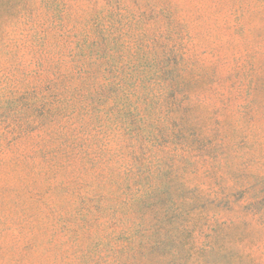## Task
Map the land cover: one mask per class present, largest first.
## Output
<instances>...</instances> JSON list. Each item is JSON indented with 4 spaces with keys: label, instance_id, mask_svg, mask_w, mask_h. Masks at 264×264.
I'll return each mask as SVG.
<instances>
[{
    "label": "rangeland",
    "instance_id": "rangeland-1",
    "mask_svg": "<svg viewBox=\"0 0 264 264\" xmlns=\"http://www.w3.org/2000/svg\"><path fill=\"white\" fill-rule=\"evenodd\" d=\"M164 1L174 4L180 25L163 21L158 27V45H153L148 37L144 39L145 46L139 45L136 35L144 32V27L130 28L136 25L134 18L126 13L128 16L124 21L127 20L129 26L113 34L119 38L115 47L120 50H108L105 58L95 54L85 60H94L97 66L101 63L97 79L108 82L115 80L114 74L122 68L123 74L128 73L132 64L139 63L137 56H142L143 51L148 52L150 61L155 57L161 59L167 44V51L171 53L166 55L168 63L174 65L185 58L182 63L187 67L184 78L192 83V79L200 77L195 95H205L209 101L221 106L207 81L211 80L210 84L218 88L221 81L225 82L221 88L224 95L238 96L226 114L221 117L220 111L209 113L204 103L195 114L203 118L226 119L225 126L219 130L227 136L225 140L231 146L228 159L217 153L218 158L210 162H193L196 152L187 148L179 151L182 157L176 160L162 149L132 159L131 150H136L129 142L133 116L126 112L130 106H118L113 99L101 106V119L91 122V111L86 107L88 101L75 94V86L80 82L74 63L70 61V49L75 48V40L68 37L66 29L53 31L48 46L50 63H45L42 75L35 73L39 67L30 62L28 50L21 61L20 58L10 59L7 49L0 50V264H107L117 255L135 261L133 264H178L171 253L173 244L137 252L124 247L128 240L126 236L143 215L152 216L156 211L164 216L167 211L164 206L175 195V186L171 185L175 176L171 167L181 165L183 156L187 158L182 165L183 177H187L189 169L197 170L198 179L206 183V187L211 186L212 193L225 198L220 203L222 207L240 203L245 212L243 215L251 221L249 231L243 227L240 234L230 236L229 239L234 241L230 242L234 245L230 255H225V249L210 251L214 263L225 264L234 254L243 251V244L255 255L263 257L264 249L258 245L264 243V228L257 217L246 210L253 205L264 214V0H161ZM127 2L136 9L133 0ZM76 5L81 7L78 14L85 24L89 16L105 14L104 11L101 13L104 0H80ZM73 10L75 15V2ZM93 25L88 23L87 27ZM108 58L110 63L105 64ZM156 67L146 66V75ZM63 76L66 81H61ZM219 76L222 80L217 78ZM48 80L54 81L53 87ZM256 84L260 87L253 106L255 136L241 105L247 102V92ZM153 87V83H147L146 89L153 90ZM131 89L128 87L126 92ZM145 91L142 89L139 94L140 107L145 106ZM130 97L136 99V96ZM48 107L54 111L62 107L67 113L64 116L54 113L47 118L43 114ZM81 117L86 121V132L75 134V121L79 126ZM216 125L219 124L215 123L214 127ZM148 134L142 132L145 145H150L145 139ZM75 135L78 141L84 142L102 138L98 145L91 146L92 154L96 155L94 151L102 147L103 152L111 156V161L108 163L102 154V164L93 166L86 158L75 157ZM57 148L58 155L55 156ZM65 148L69 160L63 153ZM131 165L140 170L137 173L143 179L150 178L148 180L155 183L154 195L161 198L159 202L147 198L131 205L129 198L137 191V186L132 183L135 173H127ZM97 184L111 192L116 201L121 199L118 204L128 202L117 213L123 219L121 223H114V211H99V199L93 192ZM227 195H230L228 199ZM151 208L154 209L152 212ZM171 218L169 215L167 222ZM215 225L212 221L204 233H194L190 241L192 251L205 246L209 234L216 230ZM191 261L196 264V256ZM235 264H248V261Z\"/></svg>",
    "mask_w": 264,
    "mask_h": 264
},
{
    "label": "trees",
    "instance_id": "trees-1",
    "mask_svg": "<svg viewBox=\"0 0 264 264\" xmlns=\"http://www.w3.org/2000/svg\"><path fill=\"white\" fill-rule=\"evenodd\" d=\"M133 1L137 6L136 11L132 9V5L127 0H104L105 7L101 13L104 11L105 14L103 16H89L87 22L94 25L88 28V23L85 24L78 14L81 7L76 3L80 0H0V50L7 49L6 53L11 55L10 59L20 58V61L26 56L25 50H28V53L31 54L30 62L37 64L39 67L35 73L42 75L44 73L43 69L46 67L45 63H50L48 55L51 49L48 46L51 36L54 34L53 31L57 28H60V30L66 29L68 37H71L73 41L75 40V48L70 49V61L74 63V68L80 79V82L75 86V94L88 101L89 104L86 107L91 111V122L101 119V106L111 100L113 101V99H115L114 101L118 106H130L126 115L133 116L131 127H129L131 134L129 142L136 151L131 150L132 159L137 160L141 158L137 155H146V152L154 153L162 149L163 152H167L176 160L179 156L182 157L179 151L185 148L196 152L197 157L192 160L193 162L200 160L210 162L218 158V154L228 159L231 146H228V142L225 140L228 139L227 136L219 130L220 127L225 126L226 119L203 118L201 115L195 114L201 103L207 106L209 113L220 111L221 117L226 114L227 109L238 96L233 94L224 95L221 88L225 86V82L221 81L220 88H218V86L210 84L211 80L208 79L207 81V83L210 82L207 86L221 102V106L209 101L205 95L203 97L195 95L196 87L201 81L200 77L192 79V83L184 78L187 67H183L182 63L186 60L185 58H181L174 65L169 64L166 55L170 56L171 53L167 51V44L164 45L166 50L162 51L161 59L155 57L154 60L150 61L148 52L143 51L142 56H137V58H140L139 63L132 64L128 73L123 74L124 69L122 68L119 73L114 74L115 80L112 79L108 82H101L97 79L102 67L101 63L97 66L94 60L86 62V58H92L95 54H99L100 58H105L108 50L116 49L115 43L118 44L119 38L113 34L118 30H122L123 27L129 26V22L124 21L128 15L134 18L133 23L136 25L130 26V28L144 27V32L136 35L137 43L139 45L143 44V46H145L144 39L146 37L150 39L153 45H158L157 33L160 31L158 27L163 21L168 24L177 22L180 25L176 18L177 11H175V6L171 1ZM70 24H72L71 27H69ZM115 24H118L117 27H115ZM152 28L154 30L151 32ZM169 31L172 32L173 30ZM134 55H136V52H134ZM104 63L109 64L110 58ZM146 66L158 67L150 71L147 76ZM110 69L114 71V68L110 67ZM65 77L70 79L69 75L65 74ZM65 77H61V81H66ZM217 78L221 79L222 76ZM147 83H153V90L147 91ZM48 84L53 87L54 81L48 80ZM128 87L132 89L126 92ZM259 87V84L250 87L245 98L247 102L241 105L245 115L251 122V131L255 136L257 130L253 131V129L256 112L254 113L253 106L256 103L255 94ZM142 89L146 90L143 93L145 98L144 107L139 105V94ZM53 94L57 97L54 91ZM130 96H136V99L133 100ZM54 113L64 116L67 111L62 107L57 108L56 111L48 107L43 116L52 117ZM80 121L79 126L75 121V134L78 132L85 134L86 132L85 119L81 117ZM215 123L219 125L214 127ZM42 124L44 125L43 122ZM142 132L149 133L145 135V139L147 138L150 145L143 143L144 136H142ZM62 135L63 133H61ZM78 139L75 135V157L86 158L93 166L102 164L100 161V157H103L102 154L106 156L105 160L108 163L111 161V156L108 157L109 155L103 152L102 147H100V150L96 149L94 151L96 155L92 154L93 147L91 146L98 145L103 140L102 138H91V142L88 140V142L78 141ZM218 139L222 140L218 141ZM246 140L247 143L248 138ZM229 141L231 140L229 139ZM208 142L209 144H207ZM203 145V150L200 151V147ZM171 146L174 149H171ZM58 150V148L54 150L55 156L58 155ZM63 153L66 155V160H69L67 148L63 149ZM81 155H84V157H81ZM160 161L163 162L164 159H160ZM185 161H187V158L183 156L181 165L171 167L173 170L172 175L175 176L171 179V185L175 186V195L170 199L169 204L164 206L167 209L164 216L157 214L156 211L152 216L143 215V219L135 223V227H132L126 236L128 240L124 249L137 252L150 248H165L169 244H173L170 247L172 248L171 253L178 264H194L195 260L191 261L194 256H196V264H216L213 257L209 255L210 251L225 249V255H230V251L234 248V245L230 243L234 242L229 239L230 236L233 233L240 234V229H243V227L249 231L251 221L247 219V215H243L245 212L242 208L243 205L240 203H229L226 208L222 207L220 203L225 198L212 193V187L209 185L206 187V183L198 179L197 170L189 169L186 174L187 177H183L182 165H185ZM138 171L134 165L127 169L128 174L135 173V180L132 183L137 186L136 193L129 198V201H132L131 205L142 203L147 198L154 203L159 202L161 198L156 197V194L154 195L155 183H151L148 180L150 178L147 181L143 179V176L137 173ZM208 172L210 173V171ZM100 175L98 174V176ZM128 184L130 185V183ZM96 186V190L93 192L99 199V211H114V223H121L123 219L121 216H117V213L121 212L128 202L121 201V204H118L121 199L116 201V197L111 192L105 191L102 184ZM229 197L230 195H227L226 199ZM151 209L150 212L154 210ZM248 211L253 213L255 218L257 217L259 225L264 228V214L253 205L246 210L247 213ZM169 215L172 218L167 222ZM212 221L216 223V230L209 234V239L203 248L192 251L193 245L190 241L194 233L196 231L204 233ZM242 240L240 242L243 244L244 241ZM258 246L264 249V243ZM241 248L243 250L241 253L234 254L232 258L224 263L235 264L243 260L248 261V264H264V254L263 257L255 255L254 251L244 244L241 245ZM133 263L136 262L117 255L112 262L107 264Z\"/></svg>",
    "mask_w": 264,
    "mask_h": 264
}]
</instances>
